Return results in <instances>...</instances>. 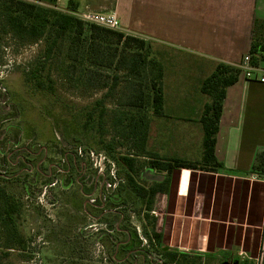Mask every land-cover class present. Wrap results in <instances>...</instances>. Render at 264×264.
Here are the masks:
<instances>
[{
	"label": "rangeland",
	"instance_id": "374dc122",
	"mask_svg": "<svg viewBox=\"0 0 264 264\" xmlns=\"http://www.w3.org/2000/svg\"><path fill=\"white\" fill-rule=\"evenodd\" d=\"M20 1L66 11L56 4ZM121 33L144 43V49H130L128 56L146 53L162 66L163 117L144 112L149 122L142 150L129 134L127 118L135 112L125 103L133 84L148 83L147 71L128 74L113 66H91L83 56V43L69 57L67 40L43 58L46 33L38 41L18 40L0 16V186L15 174L19 182L30 184L31 193L23 199L20 183L11 181L5 186L22 205L16 224L25 248L9 249L5 255L6 231L0 226V264H114V247L124 244L125 237L143 249V239L147 243L144 233L151 231V225L144 220L143 204L126 187L117 156L141 151L139 172L147 169L150 154L200 159L199 117L209 102L200 84L211 70L205 67L203 74L196 72L186 63L194 56ZM36 69L46 91L35 90L26 79L25 74ZM114 78L116 85L104 101V142L114 148L107 153L93 149L94 143L74 127L73 118L81 119L84 108L100 98L106 91L103 86L113 84ZM117 119L120 123L115 125ZM263 197L264 184L249 181L248 173L174 170L167 193L155 197L149 217L156 233L164 221L166 236L172 234L174 224L173 237L162 238L161 245L177 254L228 251L240 260L259 264ZM157 258L147 262L139 258L133 264H151ZM116 260L120 264L122 254Z\"/></svg>",
	"mask_w": 264,
	"mask_h": 264
},
{
	"label": "trees",
	"instance_id": "16d2710c",
	"mask_svg": "<svg viewBox=\"0 0 264 264\" xmlns=\"http://www.w3.org/2000/svg\"><path fill=\"white\" fill-rule=\"evenodd\" d=\"M37 5V4H36ZM51 5V4H50ZM76 7L69 3L65 12L52 9H43L33 4L16 0H0V16L5 21V26L18 40L25 41L30 38L32 41L40 40L47 34V45L43 53V58L47 57L59 42L67 40L68 55L71 57L77 50L79 43H83V56L91 66L114 67L124 70L128 74L139 73L142 69L148 72V83L144 86L140 82L130 87L126 96V105L134 110L135 113L127 118L129 134L138 141V146L142 150L147 143V128L149 120L146 113L155 118L163 117L164 95L162 91V66L156 57L144 54L128 56L130 49L142 50L144 43L131 36H124L121 32L107 30L95 25L85 24L73 16ZM84 38L83 40L81 38ZM83 41V42H82ZM110 45H115L111 48ZM117 46H121L118 49ZM147 52V51H146ZM253 66H260L264 62V20H254L251 31V43L248 50ZM74 55V54H73ZM126 55V56H125ZM141 57L138 62L137 57ZM74 57V56H73ZM128 59V61H126ZM240 75L237 66L218 63L212 73L204 78L200 84V92L209 97V102L204 104L199 117L202 130L201 156L197 161L185 160L178 157L159 158L156 154H150L147 169L164 176L161 182H149L142 178L144 172H139L137 158L142 154L141 151L134 152L132 155H119L116 158L125 174L126 187L132 195L143 204L145 211L144 220L151 225V231L145 232L147 244L143 249L136 248L133 239L125 237V243L121 248L114 247L112 262L116 264V256H123L120 264L125 262L138 261L139 258L145 259L146 254L153 251L162 264H189L188 253L177 254L171 249L161 245L162 233L154 230V220L150 219L149 213L152 211L155 197L159 194H166L170 183V176L174 170H190L204 173L215 174L222 169L214 155L216 134L221 113V105L225 95V89L234 84ZM35 90L46 91L44 83L40 80V70L27 72L25 74ZM117 78L113 84L103 86L105 93L94 100L90 106L84 108L85 113L82 118H73V125L78 128L82 135L91 139L94 148L101 149L110 153L114 151L110 143L104 142L105 124L104 118L106 108L104 101L111 95ZM142 113V114H141ZM119 119L114 121L117 125ZM92 148V147H91ZM34 155L28 156L30 158ZM38 170V169H36ZM256 173L260 178H264V150L256 152L248 174ZM38 175V174H37ZM11 179H6L0 186V226L6 231V238L2 246L4 254L12 248L23 250L25 239L19 234L16 221L21 217L22 205L12 192L8 191L6 185H11V181L20 183L23 199L31 196L30 184L24 181L19 182L15 174ZM149 183L146 187L143 183ZM31 183V182H30ZM20 188V187H19ZM22 199V201H23ZM109 200V199H108ZM118 203L122 200L115 198ZM25 201V200H24ZM23 201V203H24ZM119 248V250H118ZM261 256L259 264H264V241H261ZM120 252V253H118ZM117 254V255H116ZM253 264L252 262H248Z\"/></svg>",
	"mask_w": 264,
	"mask_h": 264
},
{
	"label": "crops",
	"instance_id": "0c3cea01",
	"mask_svg": "<svg viewBox=\"0 0 264 264\" xmlns=\"http://www.w3.org/2000/svg\"><path fill=\"white\" fill-rule=\"evenodd\" d=\"M32 1L63 10L71 2L75 12L112 13L123 32L194 56L186 63L202 74L205 67L212 73L218 63L238 66L248 54L254 20H264V0ZM259 150H264V87L240 74L225 89L214 155L222 164L220 171L239 175L248 173ZM158 228L162 238L173 237L174 224L169 236L164 221Z\"/></svg>",
	"mask_w": 264,
	"mask_h": 264
},
{
	"label": "built area",
	"instance_id": "2783aa9c",
	"mask_svg": "<svg viewBox=\"0 0 264 264\" xmlns=\"http://www.w3.org/2000/svg\"><path fill=\"white\" fill-rule=\"evenodd\" d=\"M73 16L85 24L95 25L111 31L123 32L120 28V23L117 17L112 13L84 11L75 12L73 13ZM237 67L240 70V74L243 75L246 80L255 81L264 87V68H261L260 66H253L251 64V57L249 54H246L242 58L240 64ZM249 181L253 183L264 184V180H262V178H260L256 173H252L249 175ZM259 230L261 235V241H264V197ZM143 243L146 244V241L144 239Z\"/></svg>",
	"mask_w": 264,
	"mask_h": 264
},
{
	"label": "flooded vegetation",
	"instance_id": "af4514ba",
	"mask_svg": "<svg viewBox=\"0 0 264 264\" xmlns=\"http://www.w3.org/2000/svg\"><path fill=\"white\" fill-rule=\"evenodd\" d=\"M149 250L150 253L146 254L148 260H150L153 256L157 257V255L153 251H151V249ZM187 255H188L189 264H249L244 260L238 259L236 256H234L228 251H223V252L221 251L216 254L214 252L188 253ZM151 264H162V263L158 259L157 261L153 260Z\"/></svg>",
	"mask_w": 264,
	"mask_h": 264
},
{
	"label": "water",
	"instance_id": "95a60500",
	"mask_svg": "<svg viewBox=\"0 0 264 264\" xmlns=\"http://www.w3.org/2000/svg\"><path fill=\"white\" fill-rule=\"evenodd\" d=\"M142 178L149 182H161L164 179V176L154 174L148 169L142 174Z\"/></svg>",
	"mask_w": 264,
	"mask_h": 264
}]
</instances>
